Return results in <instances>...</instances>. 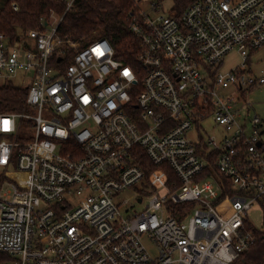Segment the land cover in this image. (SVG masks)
Listing matches in <instances>:
<instances>
[{"label":"built area","instance_id":"1","mask_svg":"<svg viewBox=\"0 0 264 264\" xmlns=\"http://www.w3.org/2000/svg\"><path fill=\"white\" fill-rule=\"evenodd\" d=\"M53 1L62 15L0 34V79L30 76L28 111L0 114L2 264H234L255 241L247 211L264 218V122L228 90L264 84L248 67L264 0H131L133 65L104 37L61 36L76 0ZM126 189L140 209L115 201Z\"/></svg>","mask_w":264,"mask_h":264},{"label":"trees","instance_id":"2","mask_svg":"<svg viewBox=\"0 0 264 264\" xmlns=\"http://www.w3.org/2000/svg\"><path fill=\"white\" fill-rule=\"evenodd\" d=\"M11 3L17 4V11L12 9ZM130 5L131 0H76L73 8L63 15L57 30L61 36L81 40L82 44L97 36L104 37L114 47L117 59L133 65L138 41L127 29L126 13ZM51 11L62 15L64 4L53 0H0V34L15 40L27 29L40 28V22L48 19ZM72 53V50L67 51L68 56ZM26 95V87L4 82L0 85V114L27 112ZM131 107L134 109V104ZM144 156L143 152L141 157ZM153 168H147L146 175ZM166 171L169 178L174 177L168 167ZM250 228L255 241L234 264H264V221L260 230ZM8 259L0 252V264Z\"/></svg>","mask_w":264,"mask_h":264},{"label":"rangeland","instance_id":"3","mask_svg":"<svg viewBox=\"0 0 264 264\" xmlns=\"http://www.w3.org/2000/svg\"><path fill=\"white\" fill-rule=\"evenodd\" d=\"M168 3H166V6ZM56 19L52 20V23H55ZM250 63L248 67H250L251 71L253 73H258L261 69L263 71L264 76V49H259L257 52L252 55L249 59ZM240 62V56L236 53V51H232L229 53L221 62L220 69L221 70H229L233 67L237 66ZM11 82L14 85L17 86H25L30 82V76L28 73L24 74V79H21V74H18L15 78L11 79ZM4 81L0 79V85H2ZM231 95H234L235 97H238V106L240 107V111L242 113H249V115L256 114L261 121L264 122V84L257 85L253 87L252 89H245L244 90H235V89H229L228 90ZM248 111V112H247ZM215 129L208 130L206 134L208 135H214L216 133ZM20 135L28 134L29 129L25 128V126H22L20 128ZM188 137H190L192 140H196V134L194 131H190L187 133ZM205 136V134L203 135ZM12 170V169H11ZM13 171H8L9 173H12ZM10 178H13L12 175H8ZM1 177V172H0ZM7 189H10L9 185L5 182H2L0 180V198H5V191ZM135 191L132 189H126L122 193H120L116 198L115 201H125L124 206L129 207L130 205L134 204V209H140L142 205L146 202L147 197H143V203L135 204L134 200H132L133 197H135ZM124 206L120 207V210H124ZM247 219L250 223V225L254 229L260 230L263 225V210L261 206L258 203H254L250 209L247 211ZM146 246L150 249L151 253H154V250L152 248V245L149 242H146Z\"/></svg>","mask_w":264,"mask_h":264}]
</instances>
